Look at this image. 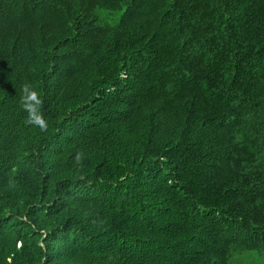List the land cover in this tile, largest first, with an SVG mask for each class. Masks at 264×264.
I'll return each mask as SVG.
<instances>
[{
    "label": "trees",
    "instance_id": "1",
    "mask_svg": "<svg viewBox=\"0 0 264 264\" xmlns=\"http://www.w3.org/2000/svg\"><path fill=\"white\" fill-rule=\"evenodd\" d=\"M251 257L264 0H0V264Z\"/></svg>",
    "mask_w": 264,
    "mask_h": 264
},
{
    "label": "rangeland",
    "instance_id": "2",
    "mask_svg": "<svg viewBox=\"0 0 264 264\" xmlns=\"http://www.w3.org/2000/svg\"><path fill=\"white\" fill-rule=\"evenodd\" d=\"M254 257H251L250 259H247L244 264H264L260 260H254ZM250 260H253V262H250Z\"/></svg>",
    "mask_w": 264,
    "mask_h": 264
}]
</instances>
